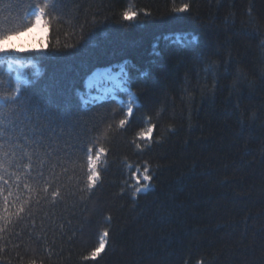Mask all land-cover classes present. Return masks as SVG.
Returning a JSON list of instances; mask_svg holds the SVG:
<instances>
[{"label": "trees", "instance_id": "1", "mask_svg": "<svg viewBox=\"0 0 264 264\" xmlns=\"http://www.w3.org/2000/svg\"><path fill=\"white\" fill-rule=\"evenodd\" d=\"M45 5L46 49L0 58V186L26 209L0 221V264H264V0H0V37ZM13 58L38 70L18 91ZM123 64L131 116L128 91L84 106L88 76ZM89 148L107 152L95 189Z\"/></svg>", "mask_w": 264, "mask_h": 264}, {"label": "snow or ice", "instance_id": "2", "mask_svg": "<svg viewBox=\"0 0 264 264\" xmlns=\"http://www.w3.org/2000/svg\"><path fill=\"white\" fill-rule=\"evenodd\" d=\"M46 9L47 5L44 7H41L38 9V14L35 16L34 20L29 24V27L27 29H24L22 31H30L32 28L37 26H42L43 28L47 29L50 27V19L46 18ZM189 10V5L184 4L179 8L174 9L176 12H186ZM138 13L133 12L131 10H126L123 12V19L132 21L136 19ZM21 32H14L9 33L6 36L0 37V40H9L13 36L20 35ZM9 50L7 49H0V53H5ZM16 51H20L19 49H16ZM133 110L128 109L127 115L131 116ZM120 126L124 127L128 121L121 119L120 120ZM155 130V125H150L147 129L140 131L138 133V137L141 140H148L151 141L152 139V133ZM16 131V126H9L6 130L5 128V121L3 119H0V151L5 150L8 146L13 145L16 143V141L13 139V137L10 135V133H14ZM137 149L141 148L140 144L135 145ZM87 188L88 189H95L97 187V182L101 179V172L99 169V162L101 159V156H106L107 152L100 148L98 150L89 148L87 149ZM7 151H3V157H0V169L4 167V164L6 163L7 158ZM0 180H4V177L0 175ZM152 180V176L149 174V169L147 167L143 170V181L144 186L140 187V181L137 180V187L134 192V196L144 194L149 190V186ZM6 192H9V189L7 185L0 186V221L8 222L10 221V217L12 215L19 216L21 213H24L26 211L24 207V203L21 201V198L17 197L16 202L12 203L9 200V195L11 193L9 192V195H5ZM54 197H59L60 192L55 191L53 192ZM15 209V211H13ZM5 229L3 227H0V232H3ZM108 238H109V232L107 230L100 233L99 242L98 244L91 250L89 257L90 259H96L100 256L102 252L105 251L106 247L108 246ZM31 264H37L36 260L33 259L31 261Z\"/></svg>", "mask_w": 264, "mask_h": 264}, {"label": "rangeland", "instance_id": "3", "mask_svg": "<svg viewBox=\"0 0 264 264\" xmlns=\"http://www.w3.org/2000/svg\"><path fill=\"white\" fill-rule=\"evenodd\" d=\"M33 14H34L33 18H35V16L38 14V11H35ZM48 34H49L48 28L45 29L42 26H37L32 28L30 31H25L20 35L13 36L9 40H0V49L9 50L5 53H0V58L6 55L26 54L27 56L30 55L31 53L42 52L47 47L48 36H49ZM16 49H19L20 51H16ZM5 65L8 68V70L11 73H13L14 81L15 84L18 86V89H21L24 85L28 83L29 78L26 72L28 71L29 66L32 65L30 61H28L26 58H13L7 61ZM121 68L122 67L116 70L101 69L94 72L89 77L85 91L82 93L84 104L85 105L89 103L94 104L96 102H101L108 98L119 99L118 93L121 91L123 87L125 89V85H122L121 82L126 81V79L121 78L120 76L119 70H121ZM32 69L38 72L36 66L32 65ZM125 91H128L129 93L126 107L128 109L133 110V107L137 105V98L129 91V89H126ZM119 100L121 103H123L121 99ZM102 163H103V155L101 156L99 162V168L102 165ZM144 168L145 167L139 169L132 168L133 169L132 181H133V187L135 189L138 186L137 180L140 181L139 184L140 187L144 186L145 183L143 181ZM149 174L151 175L150 169H149ZM151 189H152V180L149 186V190Z\"/></svg>", "mask_w": 264, "mask_h": 264}, {"label": "clouds", "instance_id": "4", "mask_svg": "<svg viewBox=\"0 0 264 264\" xmlns=\"http://www.w3.org/2000/svg\"><path fill=\"white\" fill-rule=\"evenodd\" d=\"M135 20V19H134ZM133 21V20H132ZM124 22H131V21H128V20H124Z\"/></svg>", "mask_w": 264, "mask_h": 264}]
</instances>
